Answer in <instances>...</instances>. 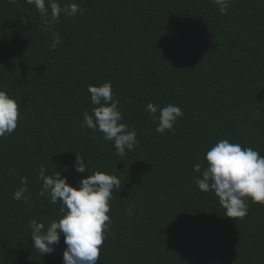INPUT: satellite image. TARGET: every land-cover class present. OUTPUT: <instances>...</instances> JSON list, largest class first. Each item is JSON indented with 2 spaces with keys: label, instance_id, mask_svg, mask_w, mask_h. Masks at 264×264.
I'll return each instance as SVG.
<instances>
[{
  "label": "trees",
  "instance_id": "trees-1",
  "mask_svg": "<svg viewBox=\"0 0 264 264\" xmlns=\"http://www.w3.org/2000/svg\"><path fill=\"white\" fill-rule=\"evenodd\" d=\"M59 2L82 14L42 31L33 5L0 0V89L20 106L16 130L0 138V264H63V236L52 254L33 247L30 222L64 215L39 195L41 166L73 186L96 171L121 180L98 264H264V205L249 200L235 220L194 182V166L222 139L264 156V0H233L227 14L213 0ZM105 82L138 134L124 157L81 126L96 107L89 85ZM149 103L183 110L174 131L156 132ZM21 177L28 203L13 199Z\"/></svg>",
  "mask_w": 264,
  "mask_h": 264
},
{
  "label": "clouds",
  "instance_id": "clouds-1",
  "mask_svg": "<svg viewBox=\"0 0 264 264\" xmlns=\"http://www.w3.org/2000/svg\"><path fill=\"white\" fill-rule=\"evenodd\" d=\"M19 0H10L18 3ZM40 13L42 31L51 30L60 21L61 16L74 17L82 14L76 4L61 5L59 0H25ZM221 14H227L233 0H213ZM53 41L49 47L53 51L61 43L58 32H53ZM93 107L92 113H83L82 127L103 133L105 141L114 143L116 155L124 157L127 151L138 146L137 132L129 130L123 123L120 101L114 97L111 82L100 86L89 85ZM146 110L153 122L157 123L156 132L164 134L175 130V124L183 116V110L174 104L164 107L149 103ZM159 113V115H156ZM20 106L16 98L6 90L0 89V138L11 135L18 126ZM206 166L198 163L194 171L200 173L194 178L198 188L207 193L213 192L229 218H244L248 214V202L264 205V156L251 147L239 143H230L222 139L206 152ZM74 169L78 173L88 171V164L83 156L77 154ZM15 173V169L11 170ZM44 166L39 168L38 179L42 182L39 192L41 197L47 195L50 202H60L64 215L57 221L45 223L30 222L33 247L43 255L56 251L61 236L67 246L63 252V264H98L102 246L110 235L112 220L110 218V201L114 199V189L121 188V180L112 174L96 171L82 178L78 186L68 183V178L57 171L46 174ZM21 187L14 192L13 199L28 203L31 195L27 177H21ZM132 215V209H128Z\"/></svg>",
  "mask_w": 264,
  "mask_h": 264
}]
</instances>
